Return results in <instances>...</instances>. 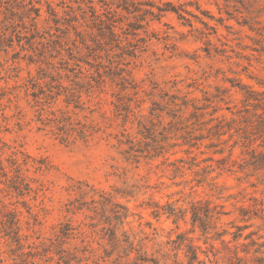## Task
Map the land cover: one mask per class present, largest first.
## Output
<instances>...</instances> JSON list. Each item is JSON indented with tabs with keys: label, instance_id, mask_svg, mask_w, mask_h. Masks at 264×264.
<instances>
[{
	"label": "rangeland",
	"instance_id": "obj_1",
	"mask_svg": "<svg viewBox=\"0 0 264 264\" xmlns=\"http://www.w3.org/2000/svg\"><path fill=\"white\" fill-rule=\"evenodd\" d=\"M214 224L264 240V0H0V264H227Z\"/></svg>",
	"mask_w": 264,
	"mask_h": 264
},
{
	"label": "trees",
	"instance_id": "obj_2",
	"mask_svg": "<svg viewBox=\"0 0 264 264\" xmlns=\"http://www.w3.org/2000/svg\"><path fill=\"white\" fill-rule=\"evenodd\" d=\"M220 214H222V212L220 210H217L215 207L213 209L212 216L218 219ZM195 217H198V214H194V221ZM212 227L214 229V236L221 242V250L225 253L227 264H264V240H262V235H258L256 238H253L252 235L257 234V232L251 231L247 234H243V230L247 226H235L236 229L232 232H228L226 229H216L215 224ZM228 233L232 235V240H238L243 236V238L248 239V241L241 242L237 245H230V240L227 241L223 238V235ZM129 245L133 248L132 242H130ZM210 248L214 256L220 252V250L214 247V245L212 244H210ZM250 249H252L253 254L251 256H248V254L250 253ZM239 252L243 253V255L239 254ZM140 259L144 260L143 258ZM196 263L200 264L202 262L198 259L197 253L194 250L192 252L189 264Z\"/></svg>",
	"mask_w": 264,
	"mask_h": 264
}]
</instances>
